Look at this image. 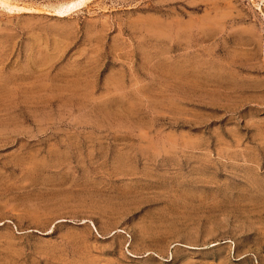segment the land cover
I'll return each mask as SVG.
<instances>
[{"label": "rangeland", "instance_id": "374dc122", "mask_svg": "<svg viewBox=\"0 0 264 264\" xmlns=\"http://www.w3.org/2000/svg\"><path fill=\"white\" fill-rule=\"evenodd\" d=\"M68 1L0 5V264H264V0Z\"/></svg>", "mask_w": 264, "mask_h": 264}, {"label": "bare ground", "instance_id": "6f19581e", "mask_svg": "<svg viewBox=\"0 0 264 264\" xmlns=\"http://www.w3.org/2000/svg\"><path fill=\"white\" fill-rule=\"evenodd\" d=\"M89 1L90 0H71V1H68L66 3H62L60 5L58 4L59 6L55 7L53 9V12L56 16L61 17V18L69 17V16L79 12L82 8H84ZM0 5L8 8L9 11L11 10L13 12H18V13H20L24 8V7L22 8V7H19L15 4L11 3L10 0H9V2H8V0L7 1L6 0H0Z\"/></svg>", "mask_w": 264, "mask_h": 264}]
</instances>
